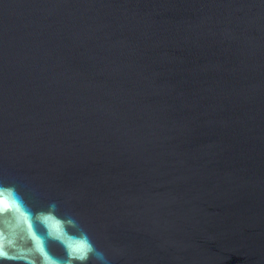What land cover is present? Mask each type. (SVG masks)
Wrapping results in <instances>:
<instances>
[{"label": "water", "instance_id": "obj_1", "mask_svg": "<svg viewBox=\"0 0 264 264\" xmlns=\"http://www.w3.org/2000/svg\"><path fill=\"white\" fill-rule=\"evenodd\" d=\"M67 217L106 264H264V0H0V264Z\"/></svg>", "mask_w": 264, "mask_h": 264}, {"label": "clouds", "instance_id": "obj_2", "mask_svg": "<svg viewBox=\"0 0 264 264\" xmlns=\"http://www.w3.org/2000/svg\"><path fill=\"white\" fill-rule=\"evenodd\" d=\"M50 208L54 213L56 206L53 204ZM69 229L75 231L70 232ZM50 236L65 249L66 258L61 260L45 255L44 264H74V262L87 264V261L93 257L106 264L103 254L95 248L88 235L73 218L67 217L60 220L58 228L52 230Z\"/></svg>", "mask_w": 264, "mask_h": 264}, {"label": "snow or ice", "instance_id": "obj_3", "mask_svg": "<svg viewBox=\"0 0 264 264\" xmlns=\"http://www.w3.org/2000/svg\"><path fill=\"white\" fill-rule=\"evenodd\" d=\"M58 228V227H57ZM7 254H6V252L3 250V247L2 246H0V258H2V257H5Z\"/></svg>", "mask_w": 264, "mask_h": 264}]
</instances>
